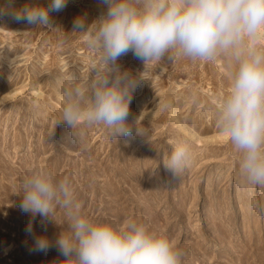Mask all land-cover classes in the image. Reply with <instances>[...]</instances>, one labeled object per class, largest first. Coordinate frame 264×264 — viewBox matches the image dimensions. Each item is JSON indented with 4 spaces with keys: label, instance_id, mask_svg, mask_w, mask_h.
<instances>
[{
    "label": "rangeland",
    "instance_id": "rangeland-1",
    "mask_svg": "<svg viewBox=\"0 0 264 264\" xmlns=\"http://www.w3.org/2000/svg\"><path fill=\"white\" fill-rule=\"evenodd\" d=\"M49 3L14 0V7ZM106 12L101 0H67L50 13L53 29L0 18V264H66L56 246L67 229L64 210L45 219L19 207L22 181L38 167L67 176L91 220L143 222L183 251L184 264H264V188L240 175V155L216 123L230 88L225 57L176 55L144 65L129 52L117 64L143 78L129 105L133 135L114 139L96 125L76 143L71 129L57 124L65 89L87 82L99 66V53L87 34L74 32V21L91 25ZM182 139L193 161L178 176L164 162ZM37 236L47 237L49 250L32 251Z\"/></svg>",
    "mask_w": 264,
    "mask_h": 264
},
{
    "label": "clouds",
    "instance_id": "clouds-1",
    "mask_svg": "<svg viewBox=\"0 0 264 264\" xmlns=\"http://www.w3.org/2000/svg\"><path fill=\"white\" fill-rule=\"evenodd\" d=\"M106 15L88 25L74 21V32L87 34L88 46L99 53V66L85 83L73 82L63 97V122L78 143L88 128L104 126L116 139L133 135L128 123L132 94L143 79L117 64L131 52L144 65L176 55L192 61L225 57L231 66L228 94L216 109V123L239 153L243 179L264 188V0H101ZM67 0L47 6H0V18L53 29L50 13ZM136 135L141 131L136 127ZM193 161L191 144L179 140L165 167L180 176ZM24 213L53 218L63 209L67 229L56 246L66 264H184V253L166 235L129 219L123 224L93 221L82 212L71 180L57 179L45 167L34 169L21 184ZM264 211V204L259 205ZM32 234L31 223L26 228ZM34 252H46L47 237H34Z\"/></svg>",
    "mask_w": 264,
    "mask_h": 264
},
{
    "label": "bare ground",
    "instance_id": "bare-ground-1",
    "mask_svg": "<svg viewBox=\"0 0 264 264\" xmlns=\"http://www.w3.org/2000/svg\"><path fill=\"white\" fill-rule=\"evenodd\" d=\"M2 100H3V98L1 97V98H0V101H2ZM175 107H177L176 104H173V105L171 106V111H170L171 113H174V111H175Z\"/></svg>",
    "mask_w": 264,
    "mask_h": 264
}]
</instances>
